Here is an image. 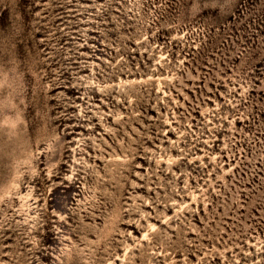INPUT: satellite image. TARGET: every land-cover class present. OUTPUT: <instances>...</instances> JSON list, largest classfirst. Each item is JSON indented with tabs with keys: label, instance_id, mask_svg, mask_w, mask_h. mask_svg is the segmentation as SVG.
I'll use <instances>...</instances> for the list:
<instances>
[{
	"label": "rangeland",
	"instance_id": "374dc122",
	"mask_svg": "<svg viewBox=\"0 0 264 264\" xmlns=\"http://www.w3.org/2000/svg\"><path fill=\"white\" fill-rule=\"evenodd\" d=\"M0 264H264V0H0Z\"/></svg>",
	"mask_w": 264,
	"mask_h": 264
}]
</instances>
